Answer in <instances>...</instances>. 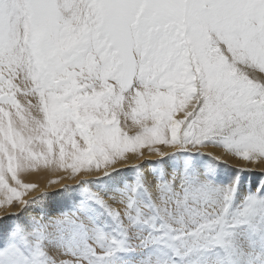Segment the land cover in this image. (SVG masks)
<instances>
[{
	"label": "snow or ice",
	"instance_id": "obj_1",
	"mask_svg": "<svg viewBox=\"0 0 264 264\" xmlns=\"http://www.w3.org/2000/svg\"><path fill=\"white\" fill-rule=\"evenodd\" d=\"M210 147L264 160V0H0V264H264ZM41 162L88 178L24 198Z\"/></svg>",
	"mask_w": 264,
	"mask_h": 264
},
{
	"label": "bare ground",
	"instance_id": "obj_2",
	"mask_svg": "<svg viewBox=\"0 0 264 264\" xmlns=\"http://www.w3.org/2000/svg\"><path fill=\"white\" fill-rule=\"evenodd\" d=\"M17 99L21 103L22 108L27 109V100L23 97L21 93H17ZM28 100H30L33 104H36V99L34 97H29ZM33 113V115H36L35 109H28ZM14 111V110H13ZM178 115H181L178 113ZM42 114L38 116L37 118H41ZM18 117H15L14 122H18ZM121 124L127 128L129 135H135L139 131V126L134 124L132 120L129 118L127 123L124 122L123 117H121ZM35 151L39 150V147L34 148ZM142 152H144L146 159H158V157L149 155L148 149L144 148L141 149ZM204 152H210L215 156H218L221 158L224 164L231 165L232 167H239V168H245V169H251L252 171L258 170L261 172H264V160H258V161H244L242 159L230 156L225 154L221 149L219 148H206L203 149ZM125 156L128 157V159L124 163L117 162L116 167L118 168H125L129 167L130 165H135L138 163H141V160H137L131 153H125ZM221 165V169L224 171L225 175H232L234 173V170H230V167ZM69 172L58 169L55 165H45L44 162H41L39 166L35 168H30L29 172L24 173L18 171V178L22 180L24 183H31L35 187L33 190H31L29 193L26 194L24 198H30L34 196H38L41 192H52L58 188L61 187L62 184H75L76 180L78 179H86L88 177L81 176L79 173L76 174L75 179L69 178ZM250 172V171H249ZM10 175V174H9ZM246 178V177H245ZM243 179L245 187H251L255 184H252L249 179ZM11 185V181H9ZM3 194L0 193V199H3ZM5 208L7 209V212L9 213H15L18 212L20 209L16 206H8L7 204H0V216L6 215ZM31 213H26L25 215H29Z\"/></svg>",
	"mask_w": 264,
	"mask_h": 264
},
{
	"label": "rangeland",
	"instance_id": "obj_3",
	"mask_svg": "<svg viewBox=\"0 0 264 264\" xmlns=\"http://www.w3.org/2000/svg\"><path fill=\"white\" fill-rule=\"evenodd\" d=\"M122 125V124H121ZM122 128H123V130L124 131H126L128 134H129V132H128V130H127V128L126 127H124L123 125H122ZM225 163V162H224ZM224 166V165H223ZM227 166L228 167H230L229 169L230 170H234V169H236V168H239V167H232L231 165H229V164H227ZM128 168V167H127ZM249 171L250 172H248V173H244L243 174V179L245 178V180L246 179H249V181L252 183V184H257L262 178H264V176H262V173H264V172H261V171H258V170H254V171H252L251 169H249ZM3 216H5V215H3Z\"/></svg>",
	"mask_w": 264,
	"mask_h": 264
}]
</instances>
